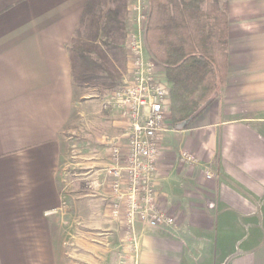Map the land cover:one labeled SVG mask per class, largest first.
I'll return each instance as SVG.
<instances>
[{"label": "crops", "instance_id": "crops-1", "mask_svg": "<svg viewBox=\"0 0 264 264\" xmlns=\"http://www.w3.org/2000/svg\"><path fill=\"white\" fill-rule=\"evenodd\" d=\"M88 1L0 0V264L118 260L125 227L110 219L104 145L125 146L127 124L105 111L103 91L73 79L70 48ZM226 1V85L177 140L173 130L161 142L156 191L176 227L138 224L139 264H264V0ZM84 113L98 115L104 157L83 163L82 196L64 210L65 138ZM182 151L198 163L180 162Z\"/></svg>", "mask_w": 264, "mask_h": 264}, {"label": "trees", "instance_id": "trees-1", "mask_svg": "<svg viewBox=\"0 0 264 264\" xmlns=\"http://www.w3.org/2000/svg\"><path fill=\"white\" fill-rule=\"evenodd\" d=\"M129 0H89L70 48L75 85L113 91L128 66ZM147 45L166 73L172 122L186 121L226 85V0H148ZM188 128V127H187Z\"/></svg>", "mask_w": 264, "mask_h": 264}, {"label": "built area", "instance_id": "built-area-1", "mask_svg": "<svg viewBox=\"0 0 264 264\" xmlns=\"http://www.w3.org/2000/svg\"><path fill=\"white\" fill-rule=\"evenodd\" d=\"M130 12L133 26L125 46L130 56L128 72L103 102L105 110L117 111L126 122L128 137L125 146L118 141L109 146L110 219L123 222L125 227L115 264H139L138 224L161 230L176 227V218L162 209L155 185L156 173L166 162L162 135L174 130L169 112V85L146 48L148 0H134ZM179 160L190 165L198 163L186 151L180 153ZM213 173L207 168L208 178H213ZM62 206L66 210L68 203L63 202Z\"/></svg>", "mask_w": 264, "mask_h": 264}, {"label": "rangeland", "instance_id": "rangeland-1", "mask_svg": "<svg viewBox=\"0 0 264 264\" xmlns=\"http://www.w3.org/2000/svg\"><path fill=\"white\" fill-rule=\"evenodd\" d=\"M148 12H149V7H148ZM130 21H131L130 25L129 23L127 25L128 32L132 29V16ZM145 42L149 57L154 59V57L151 55L148 49L146 31H145ZM126 60L128 64L130 61V56L127 51H126ZM157 64L159 66L158 69L164 71L158 62ZM127 72L128 70L126 68V71L123 72V75L126 74ZM113 91H103L104 92L103 94L105 95L104 99L107 97V95H110V93ZM104 95H102V97ZM100 101H101L100 99H95L94 102H90L91 106L94 105L98 106L101 103ZM87 110L91 111V109H87ZM86 114L87 113H84L83 117L80 116V118L78 117L75 119L72 129L69 130L70 132L66 135L65 138L66 140L64 145V161L62 163V171H61L62 172L61 179L63 180V182L61 183V186L63 190L65 189L62 195L63 202H67L68 204L69 202L72 203V201H74L73 199L78 198L77 196L79 197L82 196L79 195L80 193L77 192L78 191L77 189L80 186L81 178H83L85 173H87L89 170L85 168L88 166H83V163L87 165L88 162H92V160L95 158L104 157L105 150L97 146V144L100 143L97 140L98 133L95 130L93 131V127L98 124V122L96 121L97 120L96 117H98V115L92 116L91 114H87V115ZM174 130H175V124H174ZM178 133L180 132L175 131L172 138H175L177 140ZM168 135H169L168 133L162 135V140H161L162 143L164 142V140L167 138ZM109 146L110 143L107 144V146L104 145V148L109 149ZM78 163H81V165L80 164L76 165ZM87 194H89V192Z\"/></svg>", "mask_w": 264, "mask_h": 264}, {"label": "water", "instance_id": "water-1", "mask_svg": "<svg viewBox=\"0 0 264 264\" xmlns=\"http://www.w3.org/2000/svg\"><path fill=\"white\" fill-rule=\"evenodd\" d=\"M213 99L214 98H211L200 110H198L195 114H193L189 119H187L186 121L177 123L175 125V130L178 132L185 130L191 124V122L211 103Z\"/></svg>", "mask_w": 264, "mask_h": 264}]
</instances>
